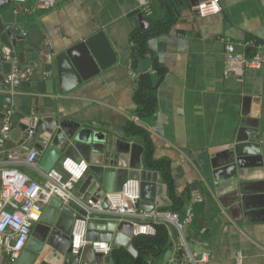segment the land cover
I'll list each match as a JSON object with an SVG mask.
<instances>
[{
    "label": "crops",
    "instance_id": "0c3cea01",
    "mask_svg": "<svg viewBox=\"0 0 264 264\" xmlns=\"http://www.w3.org/2000/svg\"><path fill=\"white\" fill-rule=\"evenodd\" d=\"M29 1L13 0L0 8L1 26L15 24L44 44L41 49L28 43L26 63L16 60L14 64L30 66L31 76L11 85V91L0 90V110L10 112L6 118L12 124L6 149L22 154L21 161L9 164L6 152L1 154L0 170L10 166L34 180H45L39 168L40 151L33 164L24 161L26 147L35 148V134L30 130L18 133L17 129L35 110L38 115H61L82 126L100 128L110 143L120 141L117 147L126 152L129 179L141 181L134 219L148 221L145 215L151 204V212L177 209L182 218L192 210V220L183 232L165 222L167 248L148 264H237L238 252L243 264H264V64L247 69L242 81L225 77L226 48L220 39L226 36L242 42L253 38L257 45L246 53L264 55V0H219L221 11L206 16L198 14L190 0L168 33L150 37L148 45L166 73L157 89L156 112L143 116L136 113L135 93L153 61L149 55H139L132 39L133 30L150 26L149 16L142 11L145 20L135 13L141 9L139 0H60L51 10H22L21 4ZM158 4L159 0H153L159 12ZM100 30L115 55L104 68L86 61L77 67L69 57L57 60ZM43 60L52 65L51 92L44 83L49 76L34 74L30 65L34 62L39 68ZM3 71L0 63V87L7 85ZM152 75L157 78L156 71ZM8 94L12 96L6 99ZM132 121L147 136L127 132ZM244 125L257 131L241 141L237 137ZM149 142L153 147L150 162ZM161 160L169 165L173 190L156 167ZM88 174L75 184L73 192ZM194 191L201 193L202 201L195 199ZM102 217L131 222L130 218L99 214V223L104 222ZM121 247L112 246L109 254ZM203 254L208 255L207 261H194L192 256ZM7 260L5 254L0 256V264Z\"/></svg>",
    "mask_w": 264,
    "mask_h": 264
},
{
    "label": "water",
    "instance_id": "95a60500",
    "mask_svg": "<svg viewBox=\"0 0 264 264\" xmlns=\"http://www.w3.org/2000/svg\"><path fill=\"white\" fill-rule=\"evenodd\" d=\"M13 0H0V8ZM26 1V0H24ZM200 0H191L194 10L199 13ZM135 13L140 14L145 20V14L141 9ZM32 32H25L15 24L0 25V63L4 68V77L11 73L16 60L26 63L25 52L27 44L43 49L41 42L33 39ZM76 56V59H75ZM135 56V51L133 53ZM70 58L71 63L79 67L77 63L86 61L90 66L104 68L115 57L113 49L103 30L78 42L63 54L60 58ZM33 73H41L49 76L45 80L48 92L53 86L52 65L45 60L39 68L34 62ZM41 67L43 69L41 70ZM29 87L37 90L32 84ZM10 83L0 87V90L11 91ZM12 95L6 96L10 98ZM8 104L5 105V107ZM8 113L0 110V125ZM18 133L32 130L35 134L34 146L42 153L39 168L48 173L53 168L60 171L63 180L69 179V174L62 168L66 158L82 159L90 161L89 174L83 183L70 197L64 201L59 197H53L45 207L40 221L33 227L27 244L15 259H8L4 264H115L110 254H104L94 249L92 245L82 248L78 254H73L71 249L72 229L77 218H85L87 221V239L89 241H107L112 246H124L130 253L137 254L133 246L134 226L128 220L119 221L106 219L99 223L100 212L89 209V200L103 199L102 207L107 208L106 194L122 189L124 183L130 177V169L126 167V152L117 147L120 143L116 140L109 142L107 133L100 128L82 126L79 121L71 118H62L60 115H38L36 110L27 115L18 125ZM254 126L244 125L239 129L238 140L249 139L252 132H256ZM25 140L21 142L24 144ZM82 157V158H81ZM76 183H74L75 186ZM145 184H142L144 187ZM141 203H150L142 201ZM151 204V203H150ZM151 208H147L151 212ZM99 239V240H98Z\"/></svg>",
    "mask_w": 264,
    "mask_h": 264
},
{
    "label": "built area",
    "instance_id": "2783aa9c",
    "mask_svg": "<svg viewBox=\"0 0 264 264\" xmlns=\"http://www.w3.org/2000/svg\"><path fill=\"white\" fill-rule=\"evenodd\" d=\"M60 0H30L21 4L20 8L27 12L36 10H51L57 6ZM141 10L150 16L153 14V0H139ZM199 13L202 16L215 14L221 11L219 0H200ZM220 39L225 43V66L224 76H235L239 81L243 80L245 72L250 68H261L264 64V55L260 52L247 54L246 49L257 45L255 39L251 38L242 42H235L229 37L222 36ZM239 46H241L239 48ZM30 66L15 65L10 74L5 76V81L13 86L19 85L22 81L31 76ZM10 112H8L9 114ZM12 130L11 121L6 118L0 126V156L6 152V163L22 160V154L18 151H7L6 144ZM30 134L33 131L30 130ZM27 155L24 161L33 164L39 157V150L26 147ZM62 168L68 172L69 179L63 180L60 171L53 168L45 173V180L39 182L32 179L28 174L19 169L7 166L0 170V256L5 254L8 259H15L24 249L33 227L40 221L45 206L53 197H59L69 201L73 193L74 183L82 180L89 171V161L86 159L66 158ZM196 200L202 201L199 191H194ZM107 208L102 207L103 199L97 201L89 200V209L100 212L104 215H115L119 219L130 218L134 226V236L154 235L156 227L153 222H167L175 225L179 231L192 220V210H188L185 218H182L178 211H157L149 212L145 216L148 221L141 222L134 219L137 214V207L141 200V181L139 179H128L121 190L108 192ZM85 218H77L72 229L71 249L73 254L87 245H92L95 250L109 254L112 250L111 243L107 241H89L87 239V221ZM207 261L208 255L192 256ZM236 263L243 264L241 252L236 254Z\"/></svg>",
    "mask_w": 264,
    "mask_h": 264
},
{
    "label": "trees",
    "instance_id": "16d2710c",
    "mask_svg": "<svg viewBox=\"0 0 264 264\" xmlns=\"http://www.w3.org/2000/svg\"><path fill=\"white\" fill-rule=\"evenodd\" d=\"M189 1L159 0V12L156 10V6H154L153 14L148 17L150 26L147 29L138 28L132 32V39L138 47L139 55L141 57L148 55L152 57V70L156 71L157 74V78H154L151 70L141 76L140 87L135 93V101L137 103L136 113L139 116L153 115L156 112L157 89L166 73L164 66L154 57L148 45V40L154 35L168 33L177 22L182 8L185 5H189ZM127 132L147 136L145 130L134 121L127 125ZM152 154L153 147L149 142L147 152L148 162H150ZM156 167L163 171L172 189L170 168L166 160H161ZM176 210L173 209V211ZM152 223L156 227V233L154 235H138L133 238V246L138 252L136 256L132 255L125 247L113 250L112 256L116 264H148L151 258L165 252L169 237L167 225L165 222L160 221H152Z\"/></svg>",
    "mask_w": 264,
    "mask_h": 264
}]
</instances>
